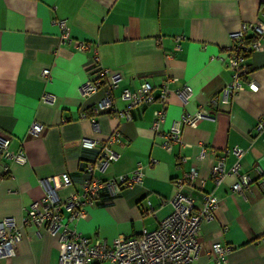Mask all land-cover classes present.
<instances>
[{"label":"crops","instance_id":"obj_1","mask_svg":"<svg viewBox=\"0 0 264 264\" xmlns=\"http://www.w3.org/2000/svg\"><path fill=\"white\" fill-rule=\"evenodd\" d=\"M262 4L264 0H0V136L10 139L12 153L23 151L26 157L24 164L0 158V221L13 217L22 232L15 255L0 264H59L58 238L45 229L36 234L21 219L42 200L47 186L61 200L80 192L84 163L94 156L80 140L102 143L116 130L120 138L110 147L118 157L99 176L106 180L127 174L140 163L142 182L88 207L86 217L69 223L70 228L92 243L107 245L154 230L171 209L174 180L194 166L204 181L196 188L215 194L219 202L214 219L199 231L200 251L193 264H264V131L255 130L264 119V48L248 58L247 82L258 91L245 86L228 105L209 103L231 80L213 57L242 23L264 21ZM55 19L67 20L69 42H60ZM176 37H181L177 51ZM76 41L87 49L77 51ZM95 55L103 69L121 75L111 91L117 111L128 108L120 98L123 89L134 91L146 82L157 95L169 83L166 114L157 130L151 125L153 112L161 108L158 101L130 109L129 119L112 114L94 122L87 118L106 89L103 83L89 97L80 93L93 75ZM43 69L49 70L46 78ZM184 85L192 90L186 104L172 92ZM47 94L53 101H42ZM201 109L208 117L195 128L183 126L181 142L164 149L171 124ZM32 122L44 127L36 137L28 133ZM200 145L205 147L202 158ZM233 147L246 151L239 161V173L251 179L245 197L230 190L235 176H226L219 186L210 177L220 156L230 169L235 158L227 151ZM62 174L71 178V186L62 184ZM214 243L229 249L225 261L215 259Z\"/></svg>","mask_w":264,"mask_h":264},{"label":"built area","instance_id":"obj_2","mask_svg":"<svg viewBox=\"0 0 264 264\" xmlns=\"http://www.w3.org/2000/svg\"><path fill=\"white\" fill-rule=\"evenodd\" d=\"M52 23L59 30L60 42H69L71 37L67 20L55 19ZM228 38L229 44L221 48L213 58L224 64L230 73L231 80L218 95L210 99L209 103L212 107L228 105L238 92L245 89V86L252 92L258 91L255 83L247 82L250 74L248 58L252 53L264 48V21L252 24L242 23L237 30L228 34ZM180 40L181 37L175 38V51L179 50ZM75 47L79 52H84L87 49L84 42L76 41ZM91 64L93 75L91 79L80 86L81 95L89 97L103 83L106 84V89L104 96L92 107L91 116L87 118L94 122L95 117L99 115L112 114L117 118L129 119L130 109H141L158 101L161 108L153 112L151 125L153 130H157L166 114V101L171 91L168 87L169 83H163L157 95L150 84L146 82L134 91L123 89L120 98L128 102V108L117 111L111 91L118 87L121 75L103 69L96 55L92 58ZM41 75L43 78L48 77L49 70L43 69ZM175 81L176 79H172L169 82ZM172 92L180 97L184 104L192 95V90L187 85L175 88ZM42 101L51 102L53 96L44 95ZM85 117L86 115H82V118ZM206 117L208 114L203 109L194 113L182 114L179 120L171 124L162 147L170 149L172 144L180 143L182 127L195 128L197 121ZM43 128L41 123L32 122L28 133L36 137ZM255 130L258 134L264 131V119L258 122ZM119 138L118 130L114 131L109 139L102 143L82 138L80 146L83 149L95 151L96 154L91 160L84 163L80 192L71 193L67 199L61 200L55 189L47 186L42 200L33 203L26 211L25 216L21 219L22 225H33L36 228V234H39L40 229H45L49 235L58 238L59 264H193L200 251L199 231L204 223L214 219L219 202V198L215 194L205 193L196 188L197 185L201 188L204 181L198 179V171L194 166L174 180L175 193L169 201L171 209L154 230L143 229L138 236L118 237L113 240L111 245H107L106 243H92L89 238L83 236L75 228H70L69 223L86 217V209L96 204L102 193L105 192L110 198H113L122 189L142 182L144 172L140 163L135 170L127 174L106 180L99 176L110 162L117 159L118 155L110 146ZM9 145L10 139L0 136V158L24 164L26 162L24 152L12 153L9 150ZM228 152L235 158L233 165L226 170L224 156L218 157L210 170L211 181L215 186H219L226 176L233 175L236 177V181L230 188L231 192L245 197V192L250 188L251 179L249 176L239 173V161L246 151L240 147H233ZM204 153L205 147L200 145L199 158H202ZM153 162L149 160V166L153 165ZM3 172H8L7 166L3 167ZM61 181L66 187L72 184L71 178L67 174L61 175ZM197 198L200 202L199 206L196 205ZM148 207V212L153 213L150 203H148ZM21 237V228L13 217H6L0 221V261L15 255L16 245ZM228 250L219 243L212 245V253L219 261H225Z\"/></svg>","mask_w":264,"mask_h":264},{"label":"trees","instance_id":"obj_3","mask_svg":"<svg viewBox=\"0 0 264 264\" xmlns=\"http://www.w3.org/2000/svg\"><path fill=\"white\" fill-rule=\"evenodd\" d=\"M260 12H261L262 14H264V4L261 5ZM92 152H93V155L96 154L95 151H92ZM93 157H94V156H93ZM90 160H91V159H90ZM108 198H110V197L108 196L107 193H105V192L102 193V194L100 195V200L97 202V204H103V201L106 200V199H108Z\"/></svg>","mask_w":264,"mask_h":264}]
</instances>
